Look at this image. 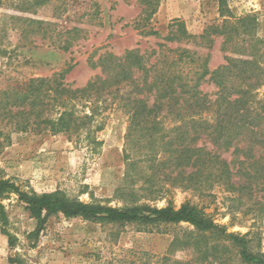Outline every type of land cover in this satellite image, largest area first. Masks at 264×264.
Here are the masks:
<instances>
[{"label":"trees","instance_id":"trees-1","mask_svg":"<svg viewBox=\"0 0 264 264\" xmlns=\"http://www.w3.org/2000/svg\"><path fill=\"white\" fill-rule=\"evenodd\" d=\"M139 1L142 9L135 27L158 39L157 47L100 55L90 61L100 72L83 87L66 81L74 65L50 77L31 78L24 88L3 92L0 116L18 130L69 138L85 134L91 144L98 142L95 133L104 127L97 120L102 109L116 104L128 118L125 179H144L146 197L162 196L161 180L200 193L214 184L250 196L264 193V44L256 35L255 15H229L220 8L222 20L207 25L199 35L190 33L180 20L170 23L164 34L151 25L161 0ZM219 38L224 63L212 70L211 53L202 54L190 45L211 50ZM203 83L213 84L215 93L204 92ZM11 193L18 194L38 220V230L48 217L59 214L132 224L144 231L187 223L193 229L175 235L160 264H264V253L252 251L246 235L229 232L189 201L179 207L172 203L157 207L140 203L137 190H132L130 203L113 207L81 201L61 190L24 191L15 182L0 179V224L10 244L2 201ZM177 251L189 256L175 258Z\"/></svg>","mask_w":264,"mask_h":264},{"label":"rangeland","instance_id":"rangeland-1","mask_svg":"<svg viewBox=\"0 0 264 264\" xmlns=\"http://www.w3.org/2000/svg\"><path fill=\"white\" fill-rule=\"evenodd\" d=\"M220 8L229 15H255L256 35L264 44V0H161L151 25L166 34L168 25L180 20L190 33L199 35L207 25L222 20ZM141 9L139 0H3L0 99L3 92L24 88L31 78L50 77L69 65L74 68L66 81L83 87L100 72L90 62L100 55L157 47L158 39L142 35L135 27ZM221 41L217 39L211 50L190 47L205 55L211 53L213 70L224 63ZM201 88L212 95L216 91L211 83H203ZM97 120L104 127L95 133L98 142L90 144L85 134L69 138L35 133L30 128L18 130L9 118L0 116V179H9L24 191L61 190L81 201H101L113 207L130 203L132 190H137L140 203L157 207L169 203L179 207L189 201L229 232L246 235L252 251L264 253V193L250 196L220 184L200 193L161 180L162 196L146 197L144 179H125L127 115L114 104L102 109ZM2 202L13 244L0 224V234L6 239L5 244L0 243V264H12L10 260L20 264H160L175 235L193 229L181 223L162 225L161 231H144L132 224L59 214L48 217L38 230V220L18 194L11 193ZM188 256L183 251L173 255L178 259Z\"/></svg>","mask_w":264,"mask_h":264},{"label":"crops","instance_id":"crops-1","mask_svg":"<svg viewBox=\"0 0 264 264\" xmlns=\"http://www.w3.org/2000/svg\"><path fill=\"white\" fill-rule=\"evenodd\" d=\"M0 243L1 244H5L6 243V239L0 234Z\"/></svg>","mask_w":264,"mask_h":264}]
</instances>
